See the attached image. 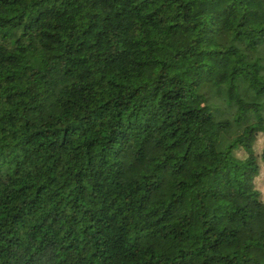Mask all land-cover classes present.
Here are the masks:
<instances>
[{
	"label": "trees",
	"instance_id": "1",
	"mask_svg": "<svg viewBox=\"0 0 264 264\" xmlns=\"http://www.w3.org/2000/svg\"><path fill=\"white\" fill-rule=\"evenodd\" d=\"M259 135L264 0H0V264H264Z\"/></svg>",
	"mask_w": 264,
	"mask_h": 264
},
{
	"label": "rangeland",
	"instance_id": "2",
	"mask_svg": "<svg viewBox=\"0 0 264 264\" xmlns=\"http://www.w3.org/2000/svg\"><path fill=\"white\" fill-rule=\"evenodd\" d=\"M253 151L257 154L259 157V174L255 179L256 187L264 193V162L260 158V155L264 151V135H259L257 137L256 143L253 146ZM234 155L238 158L243 157V153L240 150H237L234 152Z\"/></svg>",
	"mask_w": 264,
	"mask_h": 264
}]
</instances>
